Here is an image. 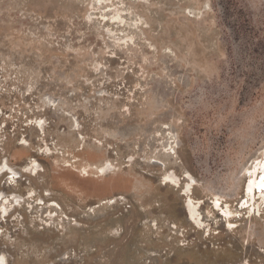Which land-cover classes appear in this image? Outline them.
Listing matches in <instances>:
<instances>
[{
    "label": "rangeland",
    "instance_id": "obj_1",
    "mask_svg": "<svg viewBox=\"0 0 264 264\" xmlns=\"http://www.w3.org/2000/svg\"><path fill=\"white\" fill-rule=\"evenodd\" d=\"M263 157L264 0H0L5 264H264Z\"/></svg>",
    "mask_w": 264,
    "mask_h": 264
},
{
    "label": "bare ground",
    "instance_id": "obj_2",
    "mask_svg": "<svg viewBox=\"0 0 264 264\" xmlns=\"http://www.w3.org/2000/svg\"><path fill=\"white\" fill-rule=\"evenodd\" d=\"M4 168H6V164L5 163L0 167V172ZM36 168L35 169L33 168V170L35 171ZM100 171L103 172V168ZM249 174H248L249 178H248V181H247L246 187H245L246 196L250 197L251 200H254L257 196H258V199L263 200L264 199V187H262V185H264V179H262V178H264V157L260 160V162L258 164L254 165L252 167V169L250 170ZM164 179H168V180L174 181L172 176H166ZM191 186H192V181H189L186 184L184 191L187 192L188 190H190ZM213 198L214 199L212 200V207L214 209H216L218 207V202L215 199V197H213ZM18 202H19V200L17 198L13 197L10 200L8 196H4L3 193H0V213H2V215L8 214L10 209H11L12 204L13 203H18ZM245 203H246L245 201L242 202L241 206L244 205ZM258 207H259V205H258ZM184 208H185V213L187 215L188 220L191 221L192 223H194L195 225H200V221L198 219V214H197V211H196V206L194 205V203L192 202V200L190 198H188L185 201ZM221 213L225 217H229L230 216V211H229L228 205H225L224 209L223 208L221 209ZM0 264H5L4 263V259L2 258L1 254H0Z\"/></svg>",
    "mask_w": 264,
    "mask_h": 264
},
{
    "label": "snow or ice",
    "instance_id": "obj_3",
    "mask_svg": "<svg viewBox=\"0 0 264 264\" xmlns=\"http://www.w3.org/2000/svg\"><path fill=\"white\" fill-rule=\"evenodd\" d=\"M262 179H264V178H262ZM262 187H264V185H262Z\"/></svg>",
    "mask_w": 264,
    "mask_h": 264
}]
</instances>
